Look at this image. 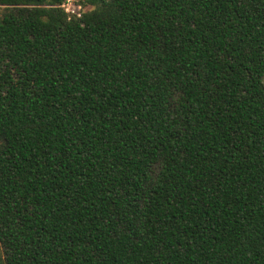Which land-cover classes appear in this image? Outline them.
Segmentation results:
<instances>
[{"label": "trees", "instance_id": "obj_1", "mask_svg": "<svg viewBox=\"0 0 264 264\" xmlns=\"http://www.w3.org/2000/svg\"><path fill=\"white\" fill-rule=\"evenodd\" d=\"M0 0V264H264V0Z\"/></svg>", "mask_w": 264, "mask_h": 264}, {"label": "built area", "instance_id": "obj_2", "mask_svg": "<svg viewBox=\"0 0 264 264\" xmlns=\"http://www.w3.org/2000/svg\"><path fill=\"white\" fill-rule=\"evenodd\" d=\"M62 7L67 12L69 18L81 17L85 11V8L78 0H65Z\"/></svg>", "mask_w": 264, "mask_h": 264}]
</instances>
